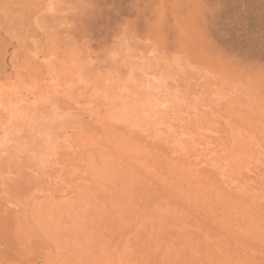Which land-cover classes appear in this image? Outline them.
<instances>
[{"label": "rangeland", "instance_id": "rangeland-1", "mask_svg": "<svg viewBox=\"0 0 264 264\" xmlns=\"http://www.w3.org/2000/svg\"><path fill=\"white\" fill-rule=\"evenodd\" d=\"M186 1H0V264H264V0Z\"/></svg>", "mask_w": 264, "mask_h": 264}, {"label": "bare ground", "instance_id": "bare-ground-1", "mask_svg": "<svg viewBox=\"0 0 264 264\" xmlns=\"http://www.w3.org/2000/svg\"><path fill=\"white\" fill-rule=\"evenodd\" d=\"M1 2H4L5 0H0ZM162 3H168L169 5L174 1V4L172 3V6H177V0H160ZM180 1H184V0H180ZM186 1V0H185ZM188 1V0H187ZM185 2V4L184 5H187L186 3H188V2ZM191 1H193V9H196V12L195 13H197V9L199 8H201L200 10L202 11V3H201V1H199V0H190V2ZM0 2V3H1ZM10 2V1H9ZM179 2V1H178ZM189 2V3H190ZM11 3V2H10ZM10 3H8L9 4V6H10ZM82 3V10L80 11V14H81V19L83 18V16L82 15H84V8H83V3L84 2H81ZM176 3V4H175ZM189 3H188V7H190V5L192 4H190L189 5ZM5 4V5H4ZM6 2L5 3H1L0 4V31L2 32V31H4L3 33H5L6 32V35H4L5 37H3V36H1L0 35V64H2L5 60H4V57H5V55L6 54H4V56H3V53H6L5 51H6V48L9 46V45H13V44H11V43H9L10 41L8 40V37H10L9 39H12V41H13V38L12 37H14V36H12L11 35V30H13V28L14 27H12L13 26V21H11L10 19H9V17H8V19L10 20V21H7V18H6V16H7V12L5 13V11L7 10V9H5V7H3V6H6ZM8 4H7V6H8ZM181 4L182 3H180V8L182 7L181 6ZM14 5V4H13ZM12 5V6H13ZM18 5V4H17ZM17 5H16V7L15 8H19V7H17ZM183 5V4H182ZM6 6V8H8V11H9V13H10V11L11 12H13V11H15L16 9L14 8V6H13V8L14 9H12L11 7L12 6H10V7H7ZM18 6H21L20 8H19V11H17V12H19V14L21 15V18L19 19V17L17 18V20H20L19 22H20V24H17V25H21V26H25V24L26 23H24L25 22V15L27 14V13H29V8L27 7V5H24V6H22V5H18ZM168 6V5H167ZM192 6V5H191ZM178 7H179V4H178ZM188 7H185L186 8V11H187V13H186V11L185 12H181L179 9L180 8H178V10L181 12V13H185V14H188V12L192 9H187ZM9 8H11L12 10H9ZM204 8V7H203ZM205 8H206V6H205ZM204 8V9H205ZM5 9V10H4ZM173 9H175L174 7H173ZM172 9V10H173ZM177 10V9H176ZM185 10V9H184ZM201 11H199V13L201 12ZM180 12H178L179 14H180ZM176 13V12H175ZM174 13V14H175ZM189 13H191V12H189ZM195 13H194V16H195ZM204 12H202V14H203ZM171 14H173V13H171ZM198 14V13H197ZM15 15V12H14V14H13V16ZM177 15V14H176ZM201 15V14H200ZM209 15H212V13L211 14H209ZM11 16V15H10ZM16 16V15H15ZM174 16V15H173ZM182 16V15H181ZM188 16H190V15H188ZM192 16V15H191ZM193 16V17H194ZM17 17V16H16ZM179 17V16H178ZM187 17V16H186ZM195 17H197V16H195ZM203 17V16H202ZM175 18V17H174ZM190 18V17H189ZM191 19V18H190ZM10 22H11V24H10ZM18 22V21H17ZM199 22V21H198ZM9 25H11V26H9ZM8 27H9V29H8ZM12 27V28H11ZM11 28V29H10ZM14 29H16V28H14ZM10 30V34H8L9 31ZM14 32V31H13ZM15 32H16V30H15ZM16 38V37H15ZM16 41H17V38L15 39ZM15 41V44L17 43ZM19 41V40H18ZM14 43V42H13ZM19 44H21V43H19ZM19 47V46H18ZM4 51V52H3ZM2 62V63H1ZM5 65H3V70H5L6 68L4 67ZM1 67H2V65H0V69H1ZM5 68V69H4ZM1 71H2V69H1ZM2 73V72H1Z\"/></svg>", "mask_w": 264, "mask_h": 264}]
</instances>
